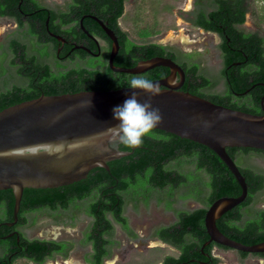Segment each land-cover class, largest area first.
<instances>
[{
  "label": "trees",
  "instance_id": "1",
  "mask_svg": "<svg viewBox=\"0 0 264 264\" xmlns=\"http://www.w3.org/2000/svg\"><path fill=\"white\" fill-rule=\"evenodd\" d=\"M249 1L195 0L192 11L195 17L191 20L196 26L218 33L221 37L219 46L223 66L220 78L225 82L226 91L216 90L217 80L200 73L199 63L195 60L196 53L184 52L173 45L150 39L155 32L149 29L140 32L142 39H145L142 41L117 29L127 0H107L105 3L106 7L112 9L107 18L119 35L120 48L115 65L133 67L154 56L171 57L181 64L190 80L183 90L218 104L261 114L264 35L244 26L250 11ZM43 6L40 0H0V18L17 20L19 26L25 28V35L29 36L35 33L36 23H45L50 14L49 9H43ZM37 11L35 20L31 21L29 15ZM54 16L52 14L50 27L56 30L59 27L54 25ZM19 44L18 36L13 34L0 42V57L6 62L0 69V111L43 94L59 95L125 87L132 78L137 77L136 74L115 72L110 67L97 68L87 54L81 53L72 55V60L74 62V59L79 58L82 62L61 68L60 74L51 80L44 77L35 81L33 78L28 84L14 82L10 85L7 65L14 63L16 57L11 58V51L16 53ZM169 73L170 68L157 66L152 68L146 78H163ZM53 80L58 83L51 84ZM119 147L128 154L108 161L109 169L96 166L86 177L66 185L26 187L18 220L13 225L5 222L14 221L15 193L12 188L0 189V264H17L16 261L21 258L44 264L57 257L68 258L77 245L87 249L83 255L84 261L104 264L107 258L112 257L115 246L120 244L114 236L117 224L129 236L139 238L125 214L127 203L132 202L138 208L140 204L149 205L153 199L159 204L164 203V210L175 216L171 223L155 230L157 236L179 251L177 255H165L161 264H216L219 259L211 253L213 246L205 244L209 239L205 213L217 198L242 192L239 182L226 164L209 147L159 129H153L144 138L141 147L128 148L122 144ZM227 151L240 166L249 194L242 203L225 214L231 216L228 219L249 215L243 227L237 225L235 220L229 221L233 222L231 227L237 232L238 240L246 244L264 241V209L260 213L253 212V208L250 211L243 210L255 200V194L264 188V170L241 163L245 158L264 156V151L251 147H227ZM191 199L200 203V206L186 207V202ZM82 215L89 222L78 243L73 239L31 238L25 232V228L30 223L34 224L40 216L55 217L56 223L68 222L73 225ZM239 233L242 235L238 236ZM247 255L244 252L242 260ZM192 258H195L194 263L191 262Z\"/></svg>",
  "mask_w": 264,
  "mask_h": 264
},
{
  "label": "water",
  "instance_id": "2",
  "mask_svg": "<svg viewBox=\"0 0 264 264\" xmlns=\"http://www.w3.org/2000/svg\"><path fill=\"white\" fill-rule=\"evenodd\" d=\"M106 28V27H105ZM113 41L110 66L120 72L139 74L157 66L170 68V73L152 80L161 89L150 96L128 86L111 90H87L59 95H41L0 111V189L15 193L14 221L18 220L26 187H56L86 177L89 171L108 161L128 154L119 144L112 146L103 135L107 127L119 123L113 109L122 106L132 91L143 103L151 99L159 108L162 122L154 129L164 130L212 149L230 169L242 192L222 196L212 202L205 213V225L215 241L242 252H264V241L246 244L225 235L217 220L242 203L248 194L246 178L227 147H251L264 151L263 113L256 114L215 103L205 97L181 89L185 70L171 57L154 56L133 67H114L119 50L118 38L106 28ZM180 78L178 81L177 79Z\"/></svg>",
  "mask_w": 264,
  "mask_h": 264
},
{
  "label": "rangeland",
  "instance_id": "3",
  "mask_svg": "<svg viewBox=\"0 0 264 264\" xmlns=\"http://www.w3.org/2000/svg\"><path fill=\"white\" fill-rule=\"evenodd\" d=\"M194 8L192 0H127L125 12L119 22L122 28L137 41L145 40L142 39L140 32L149 29L155 32L149 37L150 39L173 45L184 52L196 53V61L201 64V71L217 80L216 90L225 91V82L220 78V70L223 66L219 47L220 38L217 34L200 30L189 22ZM249 8L244 23L245 28L258 30L264 35V0H250ZM14 26L11 20L0 18V42L11 34ZM181 30L186 33L190 42L183 43L178 38L168 37L170 34L178 35ZM241 161L242 164L247 163L264 170V156H252ZM198 206L200 203L192 199L186 202V207ZM163 207L164 203L159 204L155 199L149 205L140 204L138 208L132 202H128L125 214L129 217L130 226L139 238L129 236L121 225L117 224L114 236L120 244L113 250L110 258L112 263L108 259L104 264H161L165 255H177L178 249L152 236L159 226L169 224L175 219L174 214L166 212ZM55 221V217L40 216L34 224L30 223L25 228V232L31 238L73 239L78 243L89 219L82 215L73 225ZM86 250L77 245L68 258L57 257L44 264L59 262L64 264L69 259L76 260L78 264H89L83 259ZM213 253L219 254L222 259L221 264H263L262 260L251 255L245 260H240L236 251L219 252L214 248ZM16 263L37 264L26 258L18 259Z\"/></svg>",
  "mask_w": 264,
  "mask_h": 264
},
{
  "label": "flooded vegetation",
  "instance_id": "4",
  "mask_svg": "<svg viewBox=\"0 0 264 264\" xmlns=\"http://www.w3.org/2000/svg\"><path fill=\"white\" fill-rule=\"evenodd\" d=\"M40 1L44 3L43 9H49L50 14L46 19L45 23H43L42 21L36 23L37 25H35V33L29 36L25 35L24 32L25 28L20 27L17 20L5 17L6 19L11 20V22L15 24L14 28L11 30L12 31L11 34L18 36L20 42L16 53L11 51L12 52L11 58H13V56L16 57V59H14V63L12 64L9 63L7 65V75H8L7 77L10 79L9 81L10 85H13L14 82L17 83L23 82L25 84H28L29 82H31V79L33 78L35 79V81H40L44 77H47L46 80L47 79L51 80L56 75L60 74L61 68L71 67L74 66L75 63L77 62H82L79 58L74 59V62L72 60V55L81 54V53L87 54L88 58H91L95 62L97 68H102V69L103 68L105 69L106 67L111 68L110 55L113 47V41L109 36L108 32L106 31V28L112 30L114 35L118 38V41H119V35L117 30L115 29V26H112L109 18H107V15H111V12L109 11H112L111 7H106L105 5L107 0H40ZM192 1H193V5H195V0ZM106 11L108 14H106ZM38 12L39 11L31 13L29 15L31 16L30 17L31 21L35 20L34 18ZM52 14H55L53 18L54 25H57L59 27L56 28V30L50 27ZM194 17L195 15L192 13V16L189 18V22L192 25L196 26L195 23L191 20ZM117 24H118V26L116 27L117 29L126 31L122 28L119 21ZM196 27L200 30H205L201 26H196ZM215 34L218 35V33ZM219 38H220L219 43H221V37L219 36ZM67 48H69V50L65 52ZM28 56L32 57L33 59H28L27 58ZM115 57L113 60L114 67L117 68L122 67L115 65ZM11 58L9 57L8 61H10ZM197 62L199 63L198 60ZM4 63L6 62H4L0 57V69ZM176 63L178 62L176 61ZM179 65L181 66V64ZM199 66H200L199 67L200 73L204 74L201 71L200 63ZM151 70L152 69L136 75L148 77V74ZM114 71L120 72L116 70ZM177 80L179 81L180 78H178ZM189 82L190 80L188 79L185 71V79L180 88L181 89L184 88L187 84H189ZM55 83L58 82L54 80L51 81V84H55ZM252 208H253V212L255 213L257 212L260 213L259 211L264 209V188L255 194V200L252 201L250 205L244 208L243 210L250 211ZM225 213L217 220L218 221L217 225L225 235L238 240L236 238L237 232H235L234 229L231 227V224L233 222H229V221L235 220V223L237 225L243 227L248 222L249 215L248 217L246 214L244 217L242 216V217L228 219L231 216ZM248 214L250 213L248 212ZM240 235H242V233L238 234V236ZM152 236L155 237L157 240H160L162 243L169 244L168 242L164 241L162 238L157 236L156 233H153ZM208 240L205 244L213 246L211 253L214 256H216V258L219 259L218 261H216V264H221L222 259L220 258L219 254L215 255L213 253L214 248H216V250H218L219 252L236 251L239 259L242 260L244 252L233 248H229L218 242L208 241ZM250 255L262 260V263L264 264V254L248 253L245 259L248 258V256ZM108 259L110 261V258H107L106 261ZM194 260L195 258H192L191 262L194 263L195 262Z\"/></svg>",
  "mask_w": 264,
  "mask_h": 264
},
{
  "label": "clouds",
  "instance_id": "5",
  "mask_svg": "<svg viewBox=\"0 0 264 264\" xmlns=\"http://www.w3.org/2000/svg\"><path fill=\"white\" fill-rule=\"evenodd\" d=\"M128 87L133 90H142L150 96H156L161 91L157 83L143 76L132 78ZM137 96V92L132 91L122 106L113 109L114 119L119 123L107 127L103 133L108 137L110 145L122 144L128 148L141 147L144 138L162 122L160 109L153 107L151 99L141 103Z\"/></svg>",
  "mask_w": 264,
  "mask_h": 264
},
{
  "label": "bare ground",
  "instance_id": "6",
  "mask_svg": "<svg viewBox=\"0 0 264 264\" xmlns=\"http://www.w3.org/2000/svg\"><path fill=\"white\" fill-rule=\"evenodd\" d=\"M190 8V7H189ZM169 38H178L179 39V41H181V42H183V43H187V42H190V40L188 39V37L186 36V33L185 32H183L182 30L180 31V33L178 34V35H174V34H170L169 36H168ZM157 242V241H156ZM154 244V243H153ZM152 244V245H153ZM157 245V244H156ZM110 262L112 263V260H110ZM57 264H63V262L62 263H57ZM64 264H78L77 263V261L76 260H68V261H65L64 262Z\"/></svg>",
  "mask_w": 264,
  "mask_h": 264
}]
</instances>
